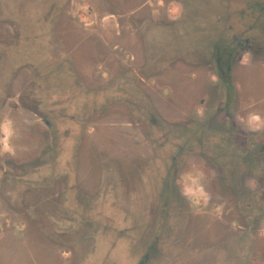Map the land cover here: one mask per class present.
<instances>
[{
	"label": "rangeland",
	"instance_id": "rangeland-1",
	"mask_svg": "<svg viewBox=\"0 0 264 264\" xmlns=\"http://www.w3.org/2000/svg\"><path fill=\"white\" fill-rule=\"evenodd\" d=\"M145 1L160 4L143 5ZM172 1L175 0H0V92L6 95L0 101V168L15 165L21 174L18 170L11 173L22 176L24 171L33 173L41 162L53 163L52 156L48 157L52 151L49 150L52 144L49 143L48 130L42 121L24 110L31 102L39 106L32 83L37 71H48L66 58L67 63L71 61L78 81L89 89H95L86 94L88 105L83 109V118L89 123L84 136L76 141L77 135L74 133L73 138L77 142L74 145L73 165L80 176L76 179L72 201L79 213L65 207L67 200L63 195L68 185L65 176L61 177L65 181L58 192L48 189L47 198L35 196L32 189H23L22 185L5 187L6 191L14 190L17 194L0 192V264H98L107 262L110 257L121 264H132L134 258L131 256L143 253L144 247H131V243L122 248L118 246L112 254L111 251L118 243V237L130 239L128 231L133 224L138 227L136 233L142 236L144 243L150 238L151 228L158 225L161 206L158 184L155 180L146 183L142 177L134 178L138 168L139 174L145 173L140 161L138 165L134 164L135 156L144 163L148 162L149 171L145 174H152L155 178L158 150L148 125L145 126L139 119L134 121L135 125L129 124L134 117L131 113L137 108L134 102H138L134 98L128 99V95L121 99L117 95L113 97L112 93L107 95L114 82L103 80H110L123 72L134 79L133 75L140 72L139 68L147 60L155 59V53H161L169 62L179 60L180 65L184 62L186 66L195 67L192 66V52L201 54L207 61L216 42L232 33L231 22L227 28L226 25L224 27L218 19L220 16L229 14L234 22V33L255 20L249 17L242 21V10L247 0H227L223 6V0H217L216 4L213 0H178L185 7L182 19L171 24L166 36L160 37L150 22H147V35L139 36L125 13L135 12L133 19L137 16L138 20L152 19L154 15H158L155 18L158 20L160 17L170 20L179 13L177 5H171ZM119 12L126 15L116 19ZM245 59L248 68L255 67L259 71L256 100L260 118L255 124L263 126L261 133L264 136V65L256 55L247 54ZM64 75L60 79L55 76L42 82H69ZM135 83L142 87L149 102L148 107L158 118L163 119L159 115L161 106L166 110L177 108L175 100H170L171 93L175 96L176 91L181 92L182 82H129L128 86L136 89ZM183 83L185 97L191 96L198 101V105L191 110L205 111L209 105L205 103L199 106L200 95L196 84L190 85L189 91L188 82ZM240 84L241 87L244 82ZM177 86L180 90L173 88ZM218 92L219 87H216V94ZM183 93L179 96L180 101L185 98ZM121 94H124L123 91ZM247 97L241 87L237 99L239 109L246 103ZM40 100L42 108H47L48 103L53 102L49 96ZM156 101L160 104H156ZM80 104L72 109L79 115L82 114L79 112ZM59 146L58 141L53 145L55 160ZM199 160L192 158L190 162L181 164V188L188 200L184 218L191 229L190 245L193 241L197 243V239L202 242L190 253L205 256H202L205 262L200 258L196 264H210L206 257L215 253L232 254L237 260L234 264H241V233L236 230L240 222L233 224L236 228L233 245L227 248L228 220L225 207L219 206L223 200L214 199L210 193L212 186L208 163ZM147 184L152 187L154 195L150 215L146 210L149 199L142 195L149 189ZM103 190L111 198L101 199L99 193ZM54 193L57 197L53 196ZM135 198L142 208L137 213L132 210L136 204ZM34 206L37 208L34 209ZM178 208L180 210L181 205ZM147 217L152 218L153 223L145 231L141 219ZM70 222L72 225H69ZM206 226L213 231H205L203 236L193 230L195 227L207 230ZM124 227L128 231L120 234ZM157 264L172 263L166 261ZM211 264L220 263L212 261Z\"/></svg>",
	"mask_w": 264,
	"mask_h": 264
},
{
	"label": "flooded vegetation",
	"instance_id": "flooded-vegetation-1",
	"mask_svg": "<svg viewBox=\"0 0 264 264\" xmlns=\"http://www.w3.org/2000/svg\"><path fill=\"white\" fill-rule=\"evenodd\" d=\"M213 2L216 4L217 0H213ZM226 2L227 0H223L221 2L222 6L224 3L226 5ZM115 4L119 6L117 3ZM159 4L160 2L153 3V1H145L143 3V5L150 6H158ZM245 4L244 10H242V21L251 17V19L255 18L254 22L251 24L247 23L245 26L243 24V30L239 31L238 33L240 34H238L237 32L234 33V22L229 14L227 16L221 14L222 16L218 18L219 21L224 27L226 25V28L231 22L233 25V28L231 27L232 33L225 35L216 42L209 60L206 61L201 54L192 52V66L195 67H191L190 65L186 66L184 62L180 65L179 60L169 62L161 56V53H155L154 58L160 60H147V63L139 68L140 72L133 75L134 79H130V76L123 72L124 74H119L120 76L118 75L110 80H103V82H114L111 88L109 87L107 90V95L112 93L113 97L117 95L120 99L128 95L126 96L128 99L134 98L138 102H134L137 108L131 113L134 117L133 121L131 119V122H129L130 126L135 125L134 121L136 120L137 122L139 119L145 126L148 125L153 133L158 150L156 176L154 178L152 174H145L149 171L148 162L144 163L135 156L134 164L138 165L140 161L145 173L139 174L140 168H138L134 178L137 176L142 177L146 183L155 180V183L159 186L158 200L161 204L158 211V225L156 228L152 227V230L150 229L149 240L145 237L147 242L145 241L144 243L142 236L136 233L138 227L134 226V224L129 228V231L127 227H124L119 233L121 234L127 230L130 239L118 237V243L116 242L117 244L112 249L111 254L118 246L122 248L125 247L124 245L131 243V247L133 245L134 247L137 245L144 247L140 256L135 254L137 257L139 256L138 258L134 257V255L131 256L134 258L132 264H157L166 261L172 264H182L184 262L196 264L200 258L202 262H205L203 260L205 258L204 255H202L203 258L201 255L190 253L191 249H194L197 245L200 246L202 242L201 239H197V243L193 241L192 245H190L189 232H191V229L187 227L184 218L188 200L181 188V177H183L181 164L190 162L192 158H198L200 159L199 161H203L205 164L208 163L209 179L212 186L210 193L214 199L223 200V202L219 203V206L223 205L225 207V215L228 220L226 231L230 239H227L225 246L229 248L233 245L232 239L235 235L234 229H236L233 224L239 221L240 226L236 230H240L241 233L242 263H264V136L261 133L263 126L250 123L251 120L246 110V103L242 104L239 109L240 105H237V99L238 87H240L239 84L241 82H234L232 77L234 68L240 63L242 58L246 61L245 57L247 54L256 55L258 61L264 65V0H256L255 2L247 0ZM171 5H177L179 13L170 20L165 19V17H160V20L155 19L158 18V15L152 16V19L138 20L137 16L133 19L135 12L125 13L136 28V33L139 36L147 35V22H150L161 37L162 35L166 36L170 32L172 23L181 21L184 13L185 7L180 1H172ZM119 8L121 7L119 6ZM125 13L119 12L116 19L124 17ZM142 26L144 27L142 28ZM65 59L48 71L39 70L36 72L35 82L32 83L38 95L36 102L39 103V106L36 107V103L31 102L30 106H25L24 108L27 113L42 121L48 130L49 143L52 144L49 149L52 151L51 153L49 152L48 157L52 156L53 163L41 162L37 165L38 167L34 168L33 173L24 171L22 176L11 173V171L18 170L15 165L0 168V192L6 195L17 194L14 190L9 189L6 191L5 187L22 185L23 189H32V193H35V196L47 198L48 189L51 188L52 191L57 190L58 192V189L62 187L61 185L65 181L61 177L65 176L68 181L67 190L65 195H63V198L67 200L65 207L79 213L78 208L72 201L77 185L76 179L80 176L76 173L73 165L74 145L78 139L82 140L86 125L89 123L83 118L85 112L83 109L88 105L86 94H89L90 90L94 91L95 89H89L86 84L79 82L71 61L67 63ZM176 66L182 71L184 69L190 70L187 74L189 80L195 76L194 71L202 67L210 74L215 75L217 81L205 82V94L200 96L202 100L199 103V106L208 103L209 106L207 105L208 108L205 111H193L191 109L178 111L160 110L159 115L163 118L160 119L148 107L149 102L145 98L146 94L143 92L142 87L137 83H135L136 89L128 85H130L129 82H150L151 84L154 82H167V80H161ZM63 75L64 79H68L69 82H42L48 81L55 76H59L58 79H60ZM216 87H219L218 94H216ZM121 91L124 94H121ZM179 93L176 91L174 96L172 92L170 100H175L178 104V101H180L179 96L182 95L181 92ZM5 96V94L0 92V101ZM46 96H49V99H52L53 102L50 101L47 108H42L40 103L43 101L40 99ZM82 97L84 98L83 100ZM78 103H81L79 112H82V114L80 115L72 110ZM74 133L77 135L75 142L73 140ZM57 141L60 146L57 150L58 158L55 160L56 152H53V145ZM17 172L20 173L19 170ZM148 188L142 195L149 199L146 210L148 215H150L152 211L150 205L154 195H152V187L149 186ZM105 193V190L99 193L101 199L108 200L111 198ZM53 196L57 197L55 193ZM137 196L135 195V197ZM135 203V207L132 210L137 213L136 211L142 208L138 206L136 198ZM178 205H181L180 210ZM36 208L37 206H34V209ZM152 221L150 217L141 219L142 228L145 231L148 230L149 224L152 226ZM134 223L137 225L136 222ZM69 225H72L71 222ZM206 227L208 228L207 230L196 227L193 230L196 233L198 231V234L203 236L202 234L205 231H213L209 226ZM210 255L206 257L210 264L212 261L224 264L229 260H231V264L237 263L236 257L232 254L215 253ZM251 258L254 259L251 260ZM110 259L107 262L102 261L98 264H121L119 260L111 257Z\"/></svg>",
	"mask_w": 264,
	"mask_h": 264
},
{
	"label": "crops",
	"instance_id": "crops-1",
	"mask_svg": "<svg viewBox=\"0 0 264 264\" xmlns=\"http://www.w3.org/2000/svg\"><path fill=\"white\" fill-rule=\"evenodd\" d=\"M187 69L179 70V67H175L174 69H171L168 74H166L161 81L167 80V82H188V90L190 85H195L198 90L199 95L205 94V87L206 85L203 84V82H210L212 80L217 81V78L215 75L210 74L205 68L200 67L198 70H195V76L189 80V77H187V74L189 73ZM258 69L257 68H248L246 66V61L242 58L240 63L234 68L232 72V77L234 82H244V85L241 87L244 88V94H247L248 97L252 98H246V110L248 111L249 119L251 120L250 123H255L259 120L260 111L257 109V100L256 95L258 93ZM184 73V74H182ZM182 87L184 88L185 84L181 83ZM238 87V90L239 88ZM175 90H180V88L173 87ZM180 90L182 93L184 89ZM190 91V90H189ZM239 93V92H238ZM184 97L186 96L183 93ZM196 98L185 97L182 101H178L177 108L174 110H188L191 109L193 106L198 105V101H196ZM202 98L199 99V102H201ZM183 104L181 106V104ZM156 104H160L158 101H156ZM161 111L166 110L163 109V107H160ZM170 109L167 108L166 111H169Z\"/></svg>",
	"mask_w": 264,
	"mask_h": 264
}]
</instances>
